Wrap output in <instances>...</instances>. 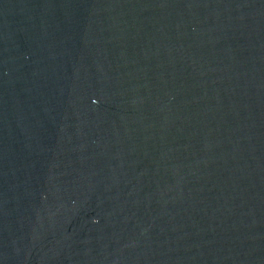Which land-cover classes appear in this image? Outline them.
Listing matches in <instances>:
<instances>
[{
    "label": "water",
    "instance_id": "1",
    "mask_svg": "<svg viewBox=\"0 0 264 264\" xmlns=\"http://www.w3.org/2000/svg\"><path fill=\"white\" fill-rule=\"evenodd\" d=\"M0 264H264V0H0Z\"/></svg>",
    "mask_w": 264,
    "mask_h": 264
}]
</instances>
